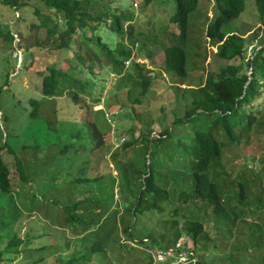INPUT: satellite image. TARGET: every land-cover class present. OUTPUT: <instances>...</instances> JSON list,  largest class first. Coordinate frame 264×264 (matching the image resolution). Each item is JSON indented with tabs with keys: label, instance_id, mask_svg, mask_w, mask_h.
I'll return each mask as SVG.
<instances>
[{
	"label": "trees",
	"instance_id": "trees-1",
	"mask_svg": "<svg viewBox=\"0 0 264 264\" xmlns=\"http://www.w3.org/2000/svg\"><path fill=\"white\" fill-rule=\"evenodd\" d=\"M19 1L0 0L1 4L13 8L15 12H19L21 8ZM37 1L44 10L35 8L37 24L32 25L26 35L17 34L18 41L14 49L17 53L22 50L25 55H29L30 67L35 65L34 84L36 89L39 86L42 96L41 100L29 101L28 116L30 120L40 119L51 125L59 137L66 134L70 143L62 146L58 151L61 159H65L64 172L45 171V175L48 176L46 180L41 178L40 171L31 168L34 177L31 180H40L42 182L40 190L44 193L53 185H58L56 181L62 178L67 181L65 185L68 186L70 194L74 196L73 189L77 188L80 194L87 192V195L76 201L73 199L70 205L61 208L65 222L75 232L66 236L63 231H57L62 235L58 245L45 246V241L49 239V235L45 232L36 235L33 230H28L24 238H21L18 231L25 217L11 197V179L13 176H18L20 183L29 182L30 172L29 175L26 174V165L21 162L18 155L29 151L30 147L20 148L19 152H21L17 154L15 150L6 148L5 142L0 146V152L5 149L8 153L6 154L12 159L16 173L11 172L8 161L0 153V200H4L3 198L8 195V201L11 203L3 204L2 201L0 204V229L11 231L10 234L0 235L1 238L9 239L1 253L7 256L20 254L25 264H112L109 249L111 246L123 247L124 244L117 236L122 225L121 232L127 240L133 241L135 245L152 246L154 250L175 249L179 238L186 237L192 241L194 247L187 252L189 259H197L199 258L196 254V251H199L197 246L206 234L205 224L208 213L211 214V220H214L219 227L218 235L232 234V229H225L223 225L226 223L232 225L242 213L237 214L234 209L225 207L222 199L223 190L213 180L210 171L222 156L225 145L238 144L243 135L251 132L253 123H257L254 116L244 115L241 109L245 104L256 101L261 94L264 96V0H254L259 24L253 36L257 35L256 32H261L262 38L248 58H245L247 47L242 37L234 33L231 27L224 30L245 11L246 1L214 0L216 11L205 35L210 41L218 42L219 59L227 62L239 59L240 66L228 65L221 68L218 73L207 75L203 83L194 91L192 108L187 110L182 118L174 120L175 124L181 123V134L176 132L172 135L169 130L164 129L158 133V137L151 140L152 130L146 133L140 130L137 137L134 136L136 125L124 131L126 138L122 139L119 149L109 153L110 161L114 162L119 173L118 178L111 176V173H101L98 171V166L104 160L103 155L109 152L107 151L111 142L109 133L112 128L116 131L114 116L136 121L139 119L138 113L123 103H120L116 109V115L112 114L114 111L110 113L106 110L94 111L93 105L88 103L85 96L94 98L92 102L95 105L101 103L100 98H95L90 93L94 81L88 82L81 77L80 69L85 70L87 75L93 76L94 73L91 72L88 62L96 61L109 67L117 76L123 74L124 64L133 56L132 48L126 43L129 42L133 46L142 38V34L135 29L133 14L115 9L113 0ZM168 3L173 9L170 23L175 31L174 43L163 47V65L166 72L182 81L187 76L186 52L183 45L189 33L190 17L199 9L198 0H168ZM150 4H154V0H143L144 8ZM52 15L55 19H52ZM41 28L45 29V35L39 39L38 32ZM85 30L89 31V36L86 35ZM101 31L116 34L118 40L114 47L104 42ZM77 33L81 34L78 41L74 39ZM14 35L9 36L11 43L15 40ZM72 44H77V48L74 49ZM62 51H71L72 59L62 60L60 57ZM132 66L137 81L140 82L138 99L134 102L140 104L141 99L148 93L151 79L143 66L137 63H133ZM242 69H247L249 75L240 72ZM64 95L65 100L75 108V112L80 114L79 121L76 118L70 120L69 128L63 127L56 120L59 111L57 99ZM51 104L54 108L47 106ZM45 111L51 112L53 118L50 119V115ZM195 113L197 120L194 118ZM78 124L79 127H76ZM189 124L192 127L190 133L187 129L190 127ZM143 125L144 122L141 126ZM258 125L264 130V123ZM220 128L226 142L214 134ZM139 143L143 146L136 148ZM129 149L133 152L138 150L142 155L141 159H137L138 163L133 157L128 158L125 163H117L118 157L126 155ZM38 151L39 149L34 152ZM153 156L155 161L148 163L147 158L150 160ZM167 160L174 161V163L170 161L173 163L172 167H167ZM160 169L164 170V175L159 172ZM244 176V171H240L236 180L232 182L233 195L239 206H244L247 199L248 180ZM164 181L169 183L170 187L167 188V183L164 184ZM46 182L47 184L44 185ZM79 185H82L81 189ZM174 195L183 205L192 207V211L183 209V214L177 220V214L182 209L178 205L171 209L168 214L169 217L173 216L172 232L169 235L167 230L159 236L164 241L153 237L152 232L140 234V230H138L139 239L135 240L131 228L138 226V218L153 211H165L170 207V198ZM255 202V209L262 210L261 204H264L262 196H257ZM94 209L98 210V219H104L97 229H93L95 226L93 217H90L89 222L85 219L90 214L94 215ZM195 211L199 213L194 215ZM126 216L130 218L128 223L124 222ZM178 222L181 223L180 226ZM80 228L83 233L78 234ZM58 233L53 234L56 241L60 237ZM201 248L206 249L205 245ZM251 248L254 249L252 236L245 248L246 252ZM238 252L239 250L235 249L231 257L236 264L241 261L237 256ZM23 253L29 254V257L26 258ZM179 253L181 252L178 250L174 253L177 258ZM11 258L9 257L8 260L11 261ZM149 259H152V256L149 255ZM262 263L264 264V259Z\"/></svg>",
	"mask_w": 264,
	"mask_h": 264
},
{
	"label": "rangeland",
	"instance_id": "rangeland-1",
	"mask_svg": "<svg viewBox=\"0 0 264 264\" xmlns=\"http://www.w3.org/2000/svg\"><path fill=\"white\" fill-rule=\"evenodd\" d=\"M245 1V11L224 30L231 27L234 33L242 37L247 47L245 58H248L257 47L262 34L261 32H256L257 35L253 36V32L257 31L259 24L257 13L254 0ZM19 4L21 8L19 12H15L13 8L0 2V146H3L6 142V148L15 150L17 154L21 152H19L20 148L24 146L30 147L29 151L21 152L18 155L21 162L26 165V174L29 175L30 172L29 182L27 184L20 183L21 180L18 176H13L11 179V197L15 202V206L21 210L22 215L25 217L22 219V226L18 232L21 238H24L25 232L28 230H33L36 235H42L41 233L45 232V234L49 235V239L45 241L44 245L53 247L62 240V235L57 231H63L66 236L73 234V231L75 232L65 222L61 208L64 205H70L73 199L75 201L81 199L87 195V192L80 194V190L74 188L73 196L70 194L68 186L65 185L67 181L61 178L56 181L58 185H53L50 190L43 193L40 190V183L42 182L40 180H31L32 178L34 179L31 168L38 170V172L40 171L42 173L41 178L46 180L48 176L45 175V171L47 173L64 172L66 169L65 159H61L58 151L62 146L68 145L70 142L66 134H62L59 137L54 128L51 125H47L43 120L29 119V101L31 99L41 100L42 96L39 86L36 89L34 84L33 69H35V65L30 67L31 59L29 55H25L22 50L17 53L14 49L18 41V38H16L17 34L24 36L29 33L32 25L37 24L35 8L44 9L41 8V4L37 0H20ZM113 6L119 11H128L133 14L135 29L142 34V38L135 42L133 46L129 42L126 43L132 48V58L124 64L125 71L120 76L112 72L109 67H105V65L96 61L88 62L91 72L94 73L93 76L87 75V72L82 68L80 71L81 77H84L86 81H94V86L90 88V93L93 97L100 98L101 103L95 105L92 102L94 98L85 96L88 103L93 105L94 111L106 110L110 113L111 111H116L119 104L123 103V105H128V107L138 113L139 119L136 121L114 116L116 131H114L115 133H109L111 139L110 148H107L109 152L103 155L102 165L98 166V171L101 173H111V176L118 178L119 173L114 162L110 161L109 153L114 149H119L122 139L126 138L124 131L136 125L134 136L137 137L140 130H144L145 133L148 130H152L151 140L158 137V133L164 129L169 130L172 135H175L176 132L181 134L182 125L181 123L175 124L174 120L175 118H182L186 111L192 108L191 100L194 91L203 83L207 75L209 73H218L221 68L228 65L240 66L241 62L239 59L228 62L219 59L217 57L218 42L210 41L205 35L207 26L216 11L214 0H198L199 9L190 17L189 33L183 45L186 52L187 76L182 81L175 75L166 72L163 65V47L174 43L173 32L175 31L174 26L170 23L173 9L168 0H154V4H150L147 8H144L143 0H113ZM52 19H55L54 15H52ZM60 28H62L61 23ZM85 32L86 35H90L89 31L85 30ZM13 34H15V40L11 43L9 36ZM98 34L100 35L99 32ZM44 35L45 29L41 28L38 32L39 39H42ZM80 35V33H77L74 39L80 40ZM101 36L104 42L111 44L112 47L117 43V36L113 32L101 31ZM72 47L76 49L77 44H72ZM16 57L17 59H15ZM60 57L62 60H66L68 58L72 59L73 56L71 51H62ZM133 63L143 66L151 79L148 93L141 99L140 104L134 102L138 99L140 82L137 81L136 73L133 72ZM240 72H246L249 75L247 69H242ZM259 90L262 93L261 87ZM63 94L62 92L61 95ZM65 99V95L57 99L59 111L57 112L56 120L63 127L69 128L70 120L76 118L79 121L80 114L75 112V108ZM47 106L54 108L52 104ZM49 111L45 112L52 119V114ZM241 113L254 116L257 119V123H253L251 132L243 135L238 144L225 145L222 156L216 166L210 171L213 180L223 190L222 199L225 207L231 210L234 209L237 214L242 213V216L232 225L228 223L223 225L225 229H232V234L218 235L217 228L219 227L214 220H211V214L208 213V220L205 224L206 234L200 239L202 242H199L197 246L199 251H196V254L199 258L189 259L187 252L194 249V247L192 241L188 238L183 236L179 238L175 249L164 248L159 250L154 245L157 248V250H154L152 246L135 245L133 241L127 240L121 232V225L117 236L124 244L122 245L123 247L111 246V249H109L112 264H150V262L151 264H182L179 263L177 256L171 253L172 251L175 253L176 250L183 252L187 256V260L184 257L185 264H236L231 259L235 249L239 250L237 256L241 261L238 264H263L264 204H261L262 210L255 209V198L257 196H262L264 202V130L258 125V123H264L263 94L256 101L245 104L241 109ZM196 115L197 113L194 114V118L197 120ZM143 122L144 125L141 126ZM243 123L245 122L243 121ZM57 124L61 126V124ZM188 126H190L187 128L190 133L192 127L190 124ZM76 127H79V124ZM111 127H113V124ZM214 134L217 138L226 142L221 128ZM119 137L120 139L118 140ZM141 143L135 147L143 146L140 145ZM37 149L39 151L37 153L34 152ZM132 149L127 150L126 155L119 156L117 163H125L130 157H133L135 162L137 159H141L142 155H140V152L138 150L133 152ZM0 153L8 161L11 172L16 173L12 159L7 155L8 153L5 149ZM149 161L153 163L155 157L153 156L150 160L147 158L148 163ZM170 161L174 163L173 160ZM170 161L167 160L168 168L173 166ZM56 163L57 165L55 166ZM134 165L136 166V164ZM43 169L44 171H42ZM240 171H244V177L248 180L247 199L244 206L237 205L233 195L232 182L236 180ZM159 172L164 175V170L160 169ZM166 183L164 181V184ZM46 184L47 182L44 183V185ZM166 186L168 188L170 184L167 183ZM79 187L81 189L82 185H79ZM8 198V195H6L3 198L4 200H0V204L2 201L3 204L10 203ZM170 200V207L166 208L165 211H153L138 218L139 227L131 228V233L135 240L139 239L138 230H140V234L152 232L153 237L159 241H164L159 236L161 233H166L167 230L169 235L172 232L173 216L169 217L168 214L171 209L176 207V205L182 209L177 214V220L183 214V209L186 208V210L192 211V207L183 205L182 201L177 200V196H171ZM197 212L195 211L194 215H197ZM97 213L98 210L94 209L93 216L90 214L85 217L88 222L90 217L94 218L95 226H97H93V229L99 228L104 220L98 219ZM124 219L125 223L130 220L127 216ZM178 223L180 226L181 223ZM10 232L9 229H0V235L10 234ZM54 233L60 235L58 241L54 239ZM81 233H83L82 228H80V233L78 234ZM251 236L254 249L247 250L249 252L247 253L245 248ZM8 241V237H0V264H25L20 254L7 256L1 253L6 248ZM202 245H205L206 249H202ZM23 254L26 258L29 257V254ZM149 255L152 256V259H149ZM157 255L160 257L158 258ZM9 257H12L11 261L8 260Z\"/></svg>",
	"mask_w": 264,
	"mask_h": 264
},
{
	"label": "built area",
	"instance_id": "built-area-1",
	"mask_svg": "<svg viewBox=\"0 0 264 264\" xmlns=\"http://www.w3.org/2000/svg\"><path fill=\"white\" fill-rule=\"evenodd\" d=\"M115 113L117 114L116 111H114L112 114H115ZM111 133H114V129L113 128L111 130ZM157 257L159 258L160 256L157 255ZM184 257H186V260H187V256L183 252L179 253L178 254V261L181 262V263H184L185 262V258Z\"/></svg>",
	"mask_w": 264,
	"mask_h": 264
},
{
	"label": "water",
	"instance_id": "water-1",
	"mask_svg": "<svg viewBox=\"0 0 264 264\" xmlns=\"http://www.w3.org/2000/svg\"><path fill=\"white\" fill-rule=\"evenodd\" d=\"M150 148H151V145H150ZM171 253L174 254V251H172Z\"/></svg>",
	"mask_w": 264,
	"mask_h": 264
}]
</instances>
